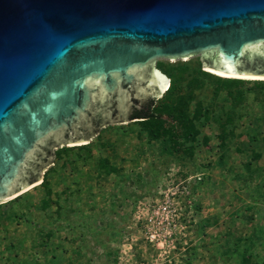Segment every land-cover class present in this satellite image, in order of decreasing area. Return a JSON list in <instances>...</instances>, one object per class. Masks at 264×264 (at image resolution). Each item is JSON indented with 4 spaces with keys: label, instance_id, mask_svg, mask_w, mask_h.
<instances>
[{
    "label": "rangeland",
    "instance_id": "rangeland-1",
    "mask_svg": "<svg viewBox=\"0 0 264 264\" xmlns=\"http://www.w3.org/2000/svg\"><path fill=\"white\" fill-rule=\"evenodd\" d=\"M154 67L158 117L57 148L0 203V264H264V81Z\"/></svg>",
    "mask_w": 264,
    "mask_h": 264
},
{
    "label": "water",
    "instance_id": "water-1",
    "mask_svg": "<svg viewBox=\"0 0 264 264\" xmlns=\"http://www.w3.org/2000/svg\"><path fill=\"white\" fill-rule=\"evenodd\" d=\"M264 78V0H0V203L159 98L155 61ZM37 185V184H36Z\"/></svg>",
    "mask_w": 264,
    "mask_h": 264
},
{
    "label": "trees",
    "instance_id": "trees-1",
    "mask_svg": "<svg viewBox=\"0 0 264 264\" xmlns=\"http://www.w3.org/2000/svg\"><path fill=\"white\" fill-rule=\"evenodd\" d=\"M251 81V80H250ZM170 89H171V85H169V88L168 90L166 91V94H165V98H169L170 96ZM163 94V95H164ZM152 103H153V100H150L148 101V103L144 106L141 107V109L139 110H132V113H131V118H136V119H141V120H138V122H146L147 120H152L158 116H155L154 114H152V112L150 111L151 107H152ZM44 182L42 181L40 183L43 184Z\"/></svg>",
    "mask_w": 264,
    "mask_h": 264
},
{
    "label": "bare ground",
    "instance_id": "bare-ground-1",
    "mask_svg": "<svg viewBox=\"0 0 264 264\" xmlns=\"http://www.w3.org/2000/svg\"><path fill=\"white\" fill-rule=\"evenodd\" d=\"M208 72H210V71H208ZM210 73L215 74L217 76L227 77V78H239V79H242V80H261V81H264V78H261V77H236V76L219 75V74H216V73H213V72H210ZM168 88H169V83L167 81V83H166L165 87L163 88L162 92H165ZM36 184H38V183H36Z\"/></svg>",
    "mask_w": 264,
    "mask_h": 264
},
{
    "label": "built area",
    "instance_id": "built-area-1",
    "mask_svg": "<svg viewBox=\"0 0 264 264\" xmlns=\"http://www.w3.org/2000/svg\"><path fill=\"white\" fill-rule=\"evenodd\" d=\"M194 178H195L197 181H199L200 178H201V176H195Z\"/></svg>",
    "mask_w": 264,
    "mask_h": 264
}]
</instances>
